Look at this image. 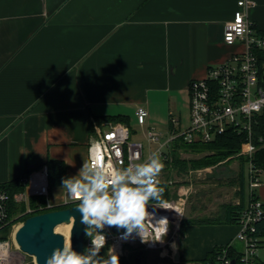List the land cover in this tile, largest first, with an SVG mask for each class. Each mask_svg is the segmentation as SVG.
Listing matches in <instances>:
<instances>
[{"label":"crops","instance_id":"0c3cea01","mask_svg":"<svg viewBox=\"0 0 264 264\" xmlns=\"http://www.w3.org/2000/svg\"><path fill=\"white\" fill-rule=\"evenodd\" d=\"M239 1L0 0V184L49 160L64 162L66 179L78 177L94 124L127 116L132 125L138 106L149 112L147 125L162 123L164 133L171 113L188 126L190 83L239 48L223 40ZM254 1L249 18L262 33L264 0ZM236 175L226 182L231 196L221 182L191 193L179 264H194L232 241L242 250L238 224L194 222L217 214L223 204H240ZM255 190L264 201V182ZM65 199L63 185L51 189L54 206ZM23 211L12 215L15 222ZM262 251L264 242L258 263H264Z\"/></svg>","mask_w":264,"mask_h":264},{"label":"built area","instance_id":"2783aa9c","mask_svg":"<svg viewBox=\"0 0 264 264\" xmlns=\"http://www.w3.org/2000/svg\"><path fill=\"white\" fill-rule=\"evenodd\" d=\"M239 8L233 18L224 25V42L229 46L238 45L236 50L226 61L212 66L207 74L200 79L193 80L189 85L190 97V123L183 128L178 118L172 113L169 120V130L166 133L157 130L155 126L147 125L149 112L144 106L135 110L136 122L140 134L155 146L151 149L142 140L133 138L134 131L127 124L104 123L94 125V133L88 146V160L98 158L115 167H126L129 163L143 162L153 152L161 154L165 165L159 176L161 185L165 184L172 190V197L167 200L172 206L181 210L183 216L175 211L164 210L152 202L148 206L150 212L157 217H167L170 228L164 243H142L139 236L133 234L129 239H121L124 231L115 233L112 227H105L106 246L114 248L119 256L127 255L130 248L144 249L152 252L167 251L174 264H179L178 247L181 239V225L185 219L186 208L191 193L190 184H177L172 178L167 179L166 174L174 171L172 166L173 150L176 141L193 144L196 142H209L216 136L223 134L230 126L248 132L249 142L242 153L251 158L256 151L252 141V124L256 116L264 114V84L260 78L261 60L259 54L264 53V34L259 33L251 19L250 10L256 6L254 0H240ZM205 170V169H204ZM199 171V177L203 171ZM211 171V169H209ZM207 171V169L205 170ZM249 178L251 199L241 214L237 241L242 244V261L245 264H255L261 246L257 236V223L264 218V201L254 194V189L261 182V175L249 164ZM25 185L23 191L10 195L0 192V254L7 252V258L0 264H11L15 259V250L20 249L15 241V233L23 224L15 222L11 216V203L24 206V215L32 216L52 209L50 201L51 187L50 175L47 165L34 169L21 178ZM32 199H36L32 205ZM78 204L66 190L64 204ZM9 234L1 238L6 230ZM175 244V249L172 245ZM16 246V248H14ZM86 248L91 247V238H85ZM235 242L227 244L226 248L234 247ZM219 258L220 264H231L227 251Z\"/></svg>","mask_w":264,"mask_h":264},{"label":"clouds","instance_id":"9594fccd","mask_svg":"<svg viewBox=\"0 0 264 264\" xmlns=\"http://www.w3.org/2000/svg\"><path fill=\"white\" fill-rule=\"evenodd\" d=\"M164 167L158 151L126 167L92 158L83 164L78 177L63 179L67 193L79 202L81 223L85 225V235L91 238V247L80 253L65 243L52 252L46 264H120L119 255L111 247L107 258H101L107 243L103 234L106 226L124 229V240L136 234L145 244L164 243L170 221L150 212L149 204L155 202L156 207L183 216L180 209L164 199L166 189L159 180ZM172 247L175 249L174 243ZM6 258V251L0 254V261Z\"/></svg>","mask_w":264,"mask_h":264},{"label":"trees","instance_id":"16d2710c","mask_svg":"<svg viewBox=\"0 0 264 264\" xmlns=\"http://www.w3.org/2000/svg\"><path fill=\"white\" fill-rule=\"evenodd\" d=\"M261 34H264L262 32ZM261 60V69H260V78L263 79L264 76V53L259 54ZM264 84V80L262 81ZM104 120L111 123H124L131 125L127 116H110L103 117ZM103 119H99V125L104 124ZM132 127V126H130ZM92 128V126H91ZM93 129V128H92ZM252 141L256 145V151L254 152L251 158H248L242 153L247 142H249L248 132L246 130L239 129L236 126H230L223 134H220L215 137L214 140L209 142H196L193 144H185L179 141L175 142V149L173 152L172 166L178 172H187L189 169L194 168H208L213 167L215 169L222 170V166L219 164L226 163L229 164L233 161H239V169L237 175L234 178V183L239 185V196H241L242 201L238 205L233 204H223L220 206L217 214L208 215L207 219L194 220L197 223H208V224H238L240 222V217L247 204L244 203V195L246 194V178H245V167L246 164L252 163L254 170H258L259 174H264V114L258 115L255 117L252 124ZM195 152V153H206L200 158L194 159H183L181 158L180 152ZM49 169L50 175V187L51 189L56 186L62 185V180L66 179V166L63 161L60 160H49L46 164ZM216 173V172H214ZM213 175V174H211ZM166 178H171V173L166 174ZM166 191L164 193V199L169 200L171 196V189L168 185H163ZM25 185L21 182V178L13 180L11 182L1 183L0 192L4 191L10 195L15 194L16 192L23 191ZM254 194L256 190L254 189ZM251 191L249 193V201L251 199ZM32 205H35L36 199H32ZM77 204V203H76ZM75 204H61L54 206L52 209L47 211L65 209L71 207ZM24 206L16 205L11 203V216L17 212L23 210ZM46 211V212H47ZM29 216H22L20 219L25 221ZM19 220V219H18ZM188 222L183 220L181 225V236L184 232V228ZM257 227V236L260 238V243L264 242L262 238L264 237V218L259 221L256 225ZM7 229L1 238H6L9 234ZM227 245L217 246L212 251H210L205 258L196 261L194 264H220L218 261L219 258L223 255V250H225ZM85 246V250H86ZM228 257L235 261V264H245L242 261L243 252L239 247H230L226 248ZM85 253V252H84ZM139 254H142L141 261L147 259V251L144 249L130 248L127 255L119 256L120 264H137V258ZM108 255V246H106L101 252V258H107ZM143 264V263H141ZM255 264H264L255 262Z\"/></svg>","mask_w":264,"mask_h":264},{"label":"water","instance_id":"95a60500","mask_svg":"<svg viewBox=\"0 0 264 264\" xmlns=\"http://www.w3.org/2000/svg\"><path fill=\"white\" fill-rule=\"evenodd\" d=\"M264 80V76H263ZM61 224H72L70 242L72 247L80 253L85 252V225L81 223L78 204L65 209L51 210L29 216L15 233V241L20 249L35 257L36 264H46L56 248L65 244V236L55 229ZM113 232L120 233L124 229L112 227ZM142 254H139L137 264H141ZM178 260V258H176ZM231 264H235L232 261Z\"/></svg>","mask_w":264,"mask_h":264},{"label":"rangeland","instance_id":"374dc122","mask_svg":"<svg viewBox=\"0 0 264 264\" xmlns=\"http://www.w3.org/2000/svg\"><path fill=\"white\" fill-rule=\"evenodd\" d=\"M131 126H132L133 130H135V131L139 130L138 124H136V122L134 124H132ZM151 126H155V128L157 130H160L162 132L165 130L164 125L162 123L152 124ZM133 138L137 139V140L138 139L143 140L147 147L149 145H151L146 138H143V136L140 134V131H138V133L134 132ZM153 147L155 148V146H153ZM205 154L206 153H195V152H184V151L180 152L181 158H183V159L200 158V157L204 156ZM219 165L222 166V170H220V169L214 170L213 167H208V168L189 169L187 172H184V173L174 171L176 173V175L171 176V178L174 181H177L178 185L181 183L190 184V185L192 184L193 192H194V189L195 190L200 189V187L203 184L209 183V184L213 185L211 187L208 186V188H207V190L208 189L212 190V189L216 188V186H217V185H215L216 182H221V184L225 183L224 185H226L227 187L224 189L223 192H225L226 196H231L233 187L231 185L227 184L226 182H229L231 180V177L237 173V171L239 169V161H233L229 164H226L223 162ZM204 169L205 170L207 169V171H205ZM209 169H211V171ZM200 170H204L201 177H199V171ZM216 171H217V173H214ZM209 174H213V175H211L210 178L208 177L207 179H205L206 175H209ZM245 178H246V185H247L246 191L249 192V190H250L249 189L250 178H249V165L248 164H246V167H245ZM261 181L264 182V174L261 175ZM61 192L62 191H60V194H62ZM171 196H172V193H171ZM62 227L69 229V243L71 244V242H70V231H71L72 225L71 224H62ZM63 228H61L60 230L56 229L55 231L63 234V232H62ZM14 248H16V246H14ZM15 252H16L15 253V259L11 264H36V259L34 256L23 252L21 249H16ZM167 253H168L167 251H162V252L147 251V254H148L147 259L144 260V262L142 261V263L143 264H174L175 261ZM258 255H259V252H258ZM262 255L264 257V251H262Z\"/></svg>","mask_w":264,"mask_h":264},{"label":"bare ground","instance_id":"6f19581e","mask_svg":"<svg viewBox=\"0 0 264 264\" xmlns=\"http://www.w3.org/2000/svg\"><path fill=\"white\" fill-rule=\"evenodd\" d=\"M72 225V224H71ZM60 226V227H59ZM61 228H63L62 227V224L61 225H58L57 227H56V229H58V230H60ZM55 229V230H56ZM62 232H63V235L65 236V243H69V229L68 228H63V230H62Z\"/></svg>","mask_w":264,"mask_h":264}]
</instances>
